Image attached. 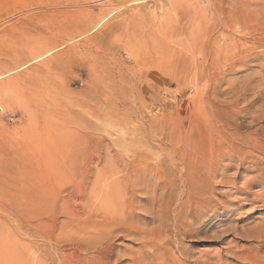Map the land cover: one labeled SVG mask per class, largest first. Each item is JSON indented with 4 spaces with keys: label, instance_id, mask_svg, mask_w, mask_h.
<instances>
[{
    "label": "rangeland",
    "instance_id": "rangeland-1",
    "mask_svg": "<svg viewBox=\"0 0 264 264\" xmlns=\"http://www.w3.org/2000/svg\"><path fill=\"white\" fill-rule=\"evenodd\" d=\"M117 5L64 42V23L82 10ZM210 17L223 20L230 45L206 96L162 91L142 114L140 102L123 115L111 68L127 62L130 79L141 69L121 43L159 42L177 70L178 44L197 23L215 36ZM103 51L118 54L101 65ZM263 87L264 0H0V264H106L87 241L96 237L120 250L110 264L135 255V264H264V157L248 138L255 128L264 137ZM34 96L52 108L38 112ZM109 115L128 127H110ZM221 148L234 158L219 161ZM108 182L121 218L94 205ZM233 184L244 193L231 196ZM206 197L217 213L201 207Z\"/></svg>",
    "mask_w": 264,
    "mask_h": 264
},
{
    "label": "bare ground",
    "instance_id": "bare-ground-1",
    "mask_svg": "<svg viewBox=\"0 0 264 264\" xmlns=\"http://www.w3.org/2000/svg\"><path fill=\"white\" fill-rule=\"evenodd\" d=\"M122 6L123 5H117L116 7H113L107 11L106 10L93 11L90 10V8L82 10L84 15L82 16L81 19L64 23V42L72 41L91 30H96L101 25H103L110 16L115 14L118 9L122 8ZM207 8H209V6ZM210 18L212 19L213 17ZM207 20L206 23L207 22L209 23V21ZM210 21H211L210 27L216 28L215 33L214 34L212 33L213 35H215L214 37H211L212 35L208 33L210 31L207 32L205 29V31L209 34L208 36H206L207 34L203 32L202 29H200V27H198V23H197L198 29L196 30V32L194 31L192 33L191 31V33H189V35L186 36L187 38L184 41L179 42V44L177 42L180 49L178 51L181 56V58L178 59V61H180V65L178 66L177 70H170V65L172 64L171 57L168 58L169 55L163 53V50L160 48L161 45H159V47L155 45V44H159V42L157 43L151 42L150 44H148L141 40L138 41L137 39L135 41L138 42H134L133 41L134 38H133L132 41L127 39L121 43L123 48L126 50L127 55H129V58H131L130 55L131 56L133 55L134 58L133 61L135 62L134 63L135 67H139L141 69L140 73H137L138 77H136L135 75L133 78L130 79L128 78V73L129 71L131 72L132 67L127 62L126 63L121 62L120 65H115L111 68L112 73L110 74V77L112 76L113 80H116L115 85H113V87L115 88V92L112 94V98H114L115 101L119 102L118 104H121V112L123 115L125 114L127 116L126 114L127 112L131 113L132 110L137 108L136 105H138L140 102H141L140 108H138L137 110L140 114H142L144 111V109L142 108L144 106L143 105L144 99L155 98L157 96H160L162 91L165 92L167 95L169 94L170 96H172V99L175 100L177 97H179L182 94L183 95L188 94L190 98H200V99L206 96L204 95V93L206 89L208 90L209 81L212 78H214V76H216L215 74H217V71H219L220 74L225 68L224 63H225V59H227V52L230 45L228 43L230 39L227 36L228 34L226 32V26L223 20L221 18L218 20L216 18H213ZM207 24H205V26H207ZM184 38L185 36L182 39H180V41L183 40ZM163 39L165 40V38ZM140 41L144 43H141ZM173 45L177 46L176 43ZM122 46L120 45V47ZM51 48L52 47H50V50L46 51L45 53L35 55L32 58L34 60L40 59V57H43L44 54L51 51ZM103 53L104 54L102 56H99V58L96 59L99 60L98 62L99 64L101 63V65L102 64L104 65V63L108 61L107 59L109 60L115 59L116 58L115 55L118 54L115 52H111L107 54V52L104 51ZM101 65L100 67L104 68V66ZM145 70L148 72V75L146 74L147 72L146 73L144 72ZM95 71H98V67L95 69ZM167 74L168 76H164ZM155 85L157 87L156 89L154 87ZM172 86L174 87V89H172ZM124 89H126L127 91L129 89L132 92H134V94H132L131 97L127 98L126 97L127 95L123 91ZM112 98L111 100L113 101ZM45 99L41 98V96L40 97L34 96L35 108L40 110L38 112L45 113L52 108L51 107L52 104L50 102L52 99H50V101ZM135 100H137V102H134ZM52 102H54V99ZM110 107H111L110 109L112 110V108L115 107V103H113L112 106ZM148 109L150 108L147 107L146 110ZM154 109H157L158 112L164 110L160 105L155 106ZM106 122L107 125H109L110 127L116 126L121 128H127L129 125L128 119L122 118L113 121V119L110 118V115L109 117L106 116ZM257 122L258 120L257 121L254 120V125H256ZM218 124H221V126H224V124L228 125V123L225 120L220 121ZM245 138L235 135L233 139L241 140L244 145H247L250 140L251 146L254 147L258 152H260L264 157V137L261 135L260 129L255 128L254 131L252 130L248 134L249 140L248 138L247 139ZM218 151L219 152L216 153V158L219 161H223L226 160V158H231L234 156V154L233 156L231 155L233 152H230V150H224V148H221ZM222 170L224 171L226 170V168L223 167ZM209 173L210 172H208V176H206L205 178V182L210 184V188H211L214 185L213 182H215L216 176L213 173L209 175ZM208 178H209V182H208ZM232 188L235 190V192L231 196H235L237 193H244L243 189H240L235 184L232 185ZM114 189L115 186L112 182L105 183L103 185V191H98L97 193L98 196L96 201L94 202V205L97 207V209H100L103 212H106L111 208L109 214L111 216L118 215V217L121 218V216L118 214L119 209L117 207L116 202L114 203V200L121 199L122 197L118 199H113ZM263 195L264 193H262L260 197H263ZM257 198H259V196H257ZM208 200H210V198L206 197V200H203L201 207L204 208L205 211L211 213L213 212L217 213L219 211V207L215 203L214 204L209 203ZM231 202H234V200L232 199ZM189 208L191 209L190 206ZM97 209L89 208V214L91 213L102 214ZM87 241L92 245L98 244L103 248V252H104L103 260L104 263L106 264H110L111 258L113 256L118 257L121 253L119 249L113 248L111 246L112 244H110L107 241H104L101 238L98 237L89 238L87 239ZM138 259L139 258H137V255H135L133 258H130V264H135L138 261Z\"/></svg>",
    "mask_w": 264,
    "mask_h": 264
}]
</instances>
